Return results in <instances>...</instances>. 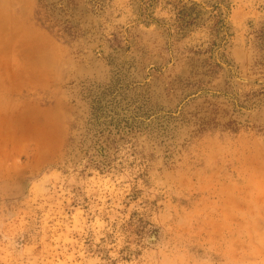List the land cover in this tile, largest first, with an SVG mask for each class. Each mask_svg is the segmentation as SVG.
<instances>
[{"label": "rangeland", "instance_id": "374dc122", "mask_svg": "<svg viewBox=\"0 0 264 264\" xmlns=\"http://www.w3.org/2000/svg\"><path fill=\"white\" fill-rule=\"evenodd\" d=\"M0 264H264V0H0Z\"/></svg>", "mask_w": 264, "mask_h": 264}]
</instances>
